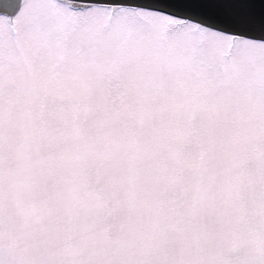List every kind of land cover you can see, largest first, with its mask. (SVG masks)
Listing matches in <instances>:
<instances>
[{
  "label": "snow or ice",
  "instance_id": "snow-or-ice-1",
  "mask_svg": "<svg viewBox=\"0 0 264 264\" xmlns=\"http://www.w3.org/2000/svg\"><path fill=\"white\" fill-rule=\"evenodd\" d=\"M246 24L0 0V264H264Z\"/></svg>",
  "mask_w": 264,
  "mask_h": 264
},
{
  "label": "water",
  "instance_id": "water-1",
  "mask_svg": "<svg viewBox=\"0 0 264 264\" xmlns=\"http://www.w3.org/2000/svg\"><path fill=\"white\" fill-rule=\"evenodd\" d=\"M7 3L8 0H3ZM106 3L137 4L142 7L172 11L185 17L219 23L243 17L250 38L264 40V0H101ZM162 5L163 7H159ZM19 7L15 9L18 11ZM10 11V10H9ZM7 14V13H6ZM261 35V36H259Z\"/></svg>",
  "mask_w": 264,
  "mask_h": 264
}]
</instances>
